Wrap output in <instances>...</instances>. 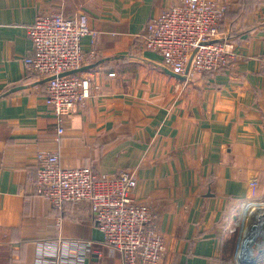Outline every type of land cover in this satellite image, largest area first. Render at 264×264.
<instances>
[{
    "label": "crops",
    "instance_id": "crops-1",
    "mask_svg": "<svg viewBox=\"0 0 264 264\" xmlns=\"http://www.w3.org/2000/svg\"><path fill=\"white\" fill-rule=\"evenodd\" d=\"M173 2L0 0V264H38L44 242L62 241L89 244L83 264H123L87 201L57 209L37 192L40 151L64 168L134 172L133 195L164 238L163 264H241L237 226L248 208L264 207V0H227L221 32L237 58L189 79L142 43L149 20ZM65 9L88 14L99 54L79 69L92 96L60 133L46 82L23 59L37 15ZM91 41L82 37L85 50ZM256 243L254 264H264V236Z\"/></svg>",
    "mask_w": 264,
    "mask_h": 264
},
{
    "label": "built area",
    "instance_id": "built-area-1",
    "mask_svg": "<svg viewBox=\"0 0 264 264\" xmlns=\"http://www.w3.org/2000/svg\"><path fill=\"white\" fill-rule=\"evenodd\" d=\"M227 10V0H175L149 20L143 46L162 57L163 68L185 79L214 73L237 58L234 43L221 32ZM86 35L92 36L89 50L82 44ZM28 36L32 51L24 57V66L45 80L46 104L62 133L76 109L92 96V78L79 69L98 57V32L90 28L85 11L65 9L37 15ZM33 182L57 209L67 201H87L105 242L120 252L123 264H163L164 238L151 206L133 195L138 179L131 170L64 168L58 154L40 151ZM73 246L81 251L73 254ZM88 249L83 243L44 242L38 264H83Z\"/></svg>",
    "mask_w": 264,
    "mask_h": 264
},
{
    "label": "bare ground",
    "instance_id": "bare-ground-1",
    "mask_svg": "<svg viewBox=\"0 0 264 264\" xmlns=\"http://www.w3.org/2000/svg\"><path fill=\"white\" fill-rule=\"evenodd\" d=\"M263 222H264V211L258 212L255 215V217L253 218V222L251 224V227L248 226L244 230V238H243V241L241 242L242 246L245 245L248 247V249H251V247L254 244V241L258 238L256 236V234L258 232V228Z\"/></svg>",
    "mask_w": 264,
    "mask_h": 264
},
{
    "label": "rangeland",
    "instance_id": "rangeland-1",
    "mask_svg": "<svg viewBox=\"0 0 264 264\" xmlns=\"http://www.w3.org/2000/svg\"><path fill=\"white\" fill-rule=\"evenodd\" d=\"M79 11V10H78ZM82 11V10H80ZM83 167H88V166H83ZM90 168V167H89ZM92 169V168H91ZM92 171L96 172L95 170L92 169ZM99 173V172H96ZM115 173V172H114ZM264 211V207L263 206H252L250 208L247 209L246 211V217L242 218L241 221L239 222V225L237 226V234L240 237L241 241H242V237L244 238L243 234H244V230L251 225V223L253 222V218L255 217V215L258 212H263ZM251 217V219H250ZM249 219V220H248ZM249 224V225H248ZM240 245V244H239ZM257 245V243L255 244V246Z\"/></svg>",
    "mask_w": 264,
    "mask_h": 264
},
{
    "label": "water",
    "instance_id": "water-1",
    "mask_svg": "<svg viewBox=\"0 0 264 264\" xmlns=\"http://www.w3.org/2000/svg\"><path fill=\"white\" fill-rule=\"evenodd\" d=\"M70 73V72H68ZM257 237H262L264 236V222L259 226L258 232L256 234ZM257 239L254 241V244L256 243ZM254 244L251 247V249H248L247 246H242L240 242V249H239V261L241 264H254L257 260L256 257L252 256V252L254 249Z\"/></svg>",
    "mask_w": 264,
    "mask_h": 264
}]
</instances>
